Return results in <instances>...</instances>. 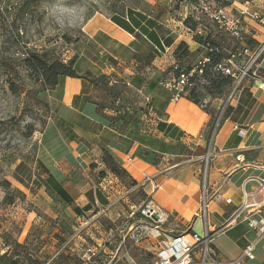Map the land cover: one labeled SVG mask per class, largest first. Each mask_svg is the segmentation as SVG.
<instances>
[{
  "label": "rangeland",
  "instance_id": "1",
  "mask_svg": "<svg viewBox=\"0 0 264 264\" xmlns=\"http://www.w3.org/2000/svg\"><path fill=\"white\" fill-rule=\"evenodd\" d=\"M177 4L176 0H0V256L9 246L11 258L19 264H150L156 240L148 232L154 224L142 215L149 197L129 173L127 178H117L100 158L101 146L112 152V145L123 140L118 137L111 143L100 136L101 125L108 120L105 113L111 110L100 106L110 105L109 99L100 85H92L88 100L99 110L98 123L58 111L61 85L42 86L26 70L24 60L38 53L51 61H73L78 74L89 73L91 78L112 69L115 80L124 82L118 76L124 74L140 87L138 83L148 81L153 72L147 61L152 46L142 37L124 35L110 19L132 8L184 40L185 30L177 25L189 9L182 3L175 10ZM191 16L200 18L196 11ZM170 62L167 56L160 67L167 69ZM131 63L133 69L126 71ZM162 73L156 72L154 78H164ZM203 83L199 80L195 86ZM146 94L129 87L124 91L113 105L119 114L110 118L116 119V129L120 131L125 119L131 124L129 135L136 137L141 124L136 115L150 109L141 97ZM96 137L100 138L97 152L92 151ZM78 142L88 147L91 158L85 170L74 161L73 147ZM139 151L140 156L148 153ZM100 172L105 177L98 180ZM47 174L62 184L72 205L45 186ZM10 199L13 202L8 204ZM76 208L82 210L77 213ZM168 227V223L161 226ZM14 243L20 246L14 248Z\"/></svg>",
  "mask_w": 264,
  "mask_h": 264
},
{
  "label": "crops",
  "instance_id": "2",
  "mask_svg": "<svg viewBox=\"0 0 264 264\" xmlns=\"http://www.w3.org/2000/svg\"><path fill=\"white\" fill-rule=\"evenodd\" d=\"M244 2H247L251 11H259L264 16V0H230L229 4L222 8L238 15ZM182 6L189 10L187 15L178 19L177 26L185 30L187 39L180 40L174 31L163 29V37L170 38L172 42L165 46L160 41L161 48H157L147 37H142L152 46V50H158L151 61L153 72L150 81L141 80L138 84L142 85L139 87L136 84L134 87L135 83L131 77L118 75L124 79L127 87L137 93L148 92V95H141L150 109L147 114L136 115L141 123L139 129L135 130L136 140L130 146L127 145L133 138L129 135L130 123L120 124V131L116 129L110 119L119 114L115 109L105 113L108 120L101 125L100 136L106 137L111 143L119 141L118 137L123 139L119 145H112L111 153L134 180L144 183V193L159 213L167 217L168 230L200 234L202 223L195 215L199 208L203 179L207 198V225L217 228L230 220L239 209L243 192H253L259 182L264 180V89H258L257 82H246L226 107L219 127L213 135V123L225 95L221 98L204 96L199 104L189 100L188 93L176 102L170 101L171 94L162 87V82L169 77L171 65L176 63L173 52L177 45L184 42L188 46L191 53L188 63L191 66V62L195 63L205 56L203 46L194 40L195 36L203 37L205 30L199 28L196 32H191L183 25L187 16L196 11V6L185 3ZM242 20L246 39L255 44L261 43L264 40V26L246 17ZM157 23L163 27L160 22ZM120 30L131 38L130 34ZM167 56L171 59V64L165 69L160 67V64ZM130 66L125 70H132V63ZM106 70L104 74L109 77L111 84L114 83L115 79L111 73L113 70ZM154 72H163L164 78L155 79ZM259 73L264 78V57L259 64ZM60 85L61 95L56 100L58 111H71L90 122H99L100 115L95 105L89 100L85 101L93 89L89 81L65 77L60 80ZM145 119L148 120L144 122ZM158 124L164 125L163 128L159 130ZM96 138L98 142L93 145L95 148H92V151L97 152L100 138ZM139 139H145L146 145H141ZM138 148L146 149L147 155L144 152L142 158L137 154L133 155ZM87 152L88 147L85 144H74V161L82 165L84 170L91 163ZM73 165L75 166V163ZM144 177L149 178V181H143ZM92 198L93 203H96V193H93ZM227 199L231 201L229 204L225 203ZM85 206H88L87 203ZM253 239L251 233L246 234L245 224L236 223L215 237L213 247L222 261H233L240 257L246 241ZM246 264H264V239L257 243L255 260Z\"/></svg>",
  "mask_w": 264,
  "mask_h": 264
},
{
  "label": "built area",
  "instance_id": "3",
  "mask_svg": "<svg viewBox=\"0 0 264 264\" xmlns=\"http://www.w3.org/2000/svg\"><path fill=\"white\" fill-rule=\"evenodd\" d=\"M195 10L236 42L228 53V57L215 64L212 69L214 73L231 79V84L213 123V135L219 127L226 107L238 95L246 82H257L258 89H264V78L259 73V64L264 57V40L257 44L247 43L242 20L246 17L264 26V16L259 11H251L247 7V2L243 3V8L239 9L238 15L225 11L214 0H198ZM203 49L205 52H212L208 46H203ZM209 63L210 60L205 55L190 68L181 67L177 63L172 64L169 77L162 82V87L171 94L170 101L176 102L180 97L187 95L195 87L196 81L201 80L203 69ZM143 181H149V178L144 177ZM140 184L143 186L144 183ZM204 184L203 179L199 208L195 215L202 223L200 234L164 230L161 226L168 223L167 217L160 214L150 200L144 204L142 215L154 224L148 234L156 240V251L153 253L150 264H246L255 260L257 243L264 239V180L259 182L253 192H243L239 209L230 220L218 228L207 225V198ZM230 202L229 199L225 200L226 204ZM236 223L245 224L246 234L251 233L254 239L246 241L238 259L222 261L213 247V241L215 237L223 234ZM89 252L91 251L87 250V253Z\"/></svg>",
  "mask_w": 264,
  "mask_h": 264
},
{
  "label": "trees",
  "instance_id": "4",
  "mask_svg": "<svg viewBox=\"0 0 264 264\" xmlns=\"http://www.w3.org/2000/svg\"><path fill=\"white\" fill-rule=\"evenodd\" d=\"M177 5L175 10L179 9L180 4H189L196 6L198 0H176ZM215 3L221 7H225L229 4L230 1L214 0ZM111 22L122 29L126 33L133 35L135 37H147V39L154 44L155 47L161 48V42L165 46H169L172 40L168 37H163V27L158 25V21L155 18H151L143 12L136 11L132 8H126L124 13L120 17L112 16ZM183 25L190 30L191 32H196L197 29L202 28L205 30V35L203 37H194L195 42L201 44L202 46H208L212 49V52H205V55L209 58L210 63L207 64L203 69V74L201 80L204 82L203 85L197 88L196 85L193 89L188 92V98L195 104H199L202 97L207 96L210 98H221L223 97L230 84L231 79L229 77H224L218 73L213 72V67L215 64L222 62L228 57V53L233 49L235 41L231 39L228 35L218 30L214 23H211L204 17L200 15V18L196 19L192 16H188L184 21ZM153 31H155L153 33ZM247 43H252L251 40L247 39ZM154 48L148 55L147 61L151 62L156 56L158 50ZM160 50V49H159ZM173 56L176 60V63L181 67L190 68L189 59L191 53L188 50V46L184 42H180L173 52ZM189 62V63H188ZM26 70L36 78L37 81L41 82V85L46 88H56L60 85V80L62 78H74V79H84L88 80L90 84L98 87L100 85L101 90L104 92V95L109 99L110 105L100 106L102 109L107 108L113 110V105L118 100L122 99L124 91L128 88L126 84L120 81H116L111 84L109 77L106 75H100L98 78H91L89 73L85 75H79L74 69V62L69 61L68 63H62L57 60H49L45 55L38 53H30L24 60ZM197 82V81H196ZM133 86V84L131 83ZM85 101H88V98H85ZM98 107V105H96ZM98 110V109H97ZM99 110L97 111V113ZM84 119V117H82ZM112 120V119H111ZM116 119L113 120V122ZM121 123H126L125 119ZM164 125L158 124V129H162ZM131 136V135H130ZM135 138H132V141L127 143L130 146ZM138 142L141 145H146L145 139H139ZM101 149V162L105 169L109 173L116 176L117 178H127L129 177L127 171L120 165V163L114 158L112 153L106 149L104 146L100 147ZM142 150L138 148V151ZM137 151V156L141 151ZM142 157V156H140ZM105 177L104 172L98 174V180ZM45 186L50 190L51 193L58 196L63 203L66 205H72L73 199L69 193L64 189L62 184L51 174H47L46 179L44 180ZM5 187L10 189L9 183H4ZM135 184V182H133ZM8 198V197H5ZM13 199H10L8 204H11ZM77 213L80 212L78 208L75 209ZM84 210L87 211L88 206L84 207ZM14 248L20 246L17 243H14ZM8 246L7 250L0 256V264H19L18 259L11 258L12 250Z\"/></svg>",
  "mask_w": 264,
  "mask_h": 264
}]
</instances>
